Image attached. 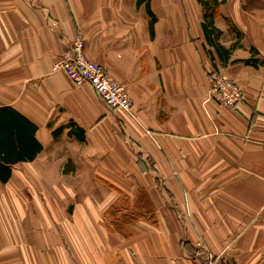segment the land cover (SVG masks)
Instances as JSON below:
<instances>
[{
	"label": "crops",
	"instance_id": "1",
	"mask_svg": "<svg viewBox=\"0 0 264 264\" xmlns=\"http://www.w3.org/2000/svg\"><path fill=\"white\" fill-rule=\"evenodd\" d=\"M260 1L206 18L200 0H0V108L42 147L0 182V264H264ZM77 37L132 112L52 70ZM213 72L243 89L235 108Z\"/></svg>",
	"mask_w": 264,
	"mask_h": 264
},
{
	"label": "built area",
	"instance_id": "2",
	"mask_svg": "<svg viewBox=\"0 0 264 264\" xmlns=\"http://www.w3.org/2000/svg\"><path fill=\"white\" fill-rule=\"evenodd\" d=\"M52 70L63 72L75 87L89 85L104 104L114 110L132 112L133 101L126 86L113 79L100 63L91 61L84 40L77 37L63 51ZM209 93L219 104L235 108L245 98L243 89L233 80L213 72L209 76ZM193 264H226L207 250L198 252Z\"/></svg>",
	"mask_w": 264,
	"mask_h": 264
},
{
	"label": "trees",
	"instance_id": "3",
	"mask_svg": "<svg viewBox=\"0 0 264 264\" xmlns=\"http://www.w3.org/2000/svg\"><path fill=\"white\" fill-rule=\"evenodd\" d=\"M204 7V16L214 18L218 8L217 0H200ZM206 37H220L212 21L203 24ZM248 65L258 66V60H245ZM36 126L10 107L0 108V182L6 183L12 176V165L22 161H32L41 151L40 143L35 139Z\"/></svg>",
	"mask_w": 264,
	"mask_h": 264
},
{
	"label": "rangeland",
	"instance_id": "4",
	"mask_svg": "<svg viewBox=\"0 0 264 264\" xmlns=\"http://www.w3.org/2000/svg\"><path fill=\"white\" fill-rule=\"evenodd\" d=\"M252 1L256 2L257 4H260L261 3L260 0H252Z\"/></svg>",
	"mask_w": 264,
	"mask_h": 264
}]
</instances>
